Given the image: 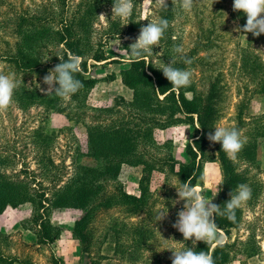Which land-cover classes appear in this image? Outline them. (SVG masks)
Masks as SVG:
<instances>
[{
  "label": "rangeland",
  "instance_id": "1",
  "mask_svg": "<svg viewBox=\"0 0 264 264\" xmlns=\"http://www.w3.org/2000/svg\"><path fill=\"white\" fill-rule=\"evenodd\" d=\"M92 1L70 0V4L76 9L78 3L88 6ZM56 2L0 0V54L16 52L18 42L25 39L22 32L35 23L30 16L41 14L44 7L49 10L45 14L53 8H64ZM193 2L192 10L185 11L172 0H166L167 9L163 10L154 2L142 0L132 15L133 21L138 23L135 28L129 26L128 18L113 15V2L96 11L84 12L86 18L91 15L87 19L92 29L91 38L102 40L104 44L100 48L110 57L102 62L88 60L87 74L98 79L96 86L85 93L83 99L63 100L55 95L54 89L51 95L45 94L48 86L43 78L48 70L34 83L39 93L46 96V103L39 101L24 107L13 99L7 110L0 111V154L15 156L13 163L2 169L15 178H26L21 171L27 168L32 174L31 185L37 188L42 183L49 192L70 181L78 165L100 168L110 160L92 153L90 126L98 131L111 121H135L134 115L140 111L148 118H164L166 123L176 117L183 120L166 128L152 124L148 127L156 142H142L148 148L144 155L150 168L146 180L143 181L146 165L135 159L133 164L122 165L116 179L102 180L101 189L89 208L51 209V223L61 233L54 242L40 240L31 206H8L0 213V233H3L0 235V264H172L171 250L193 248L196 241L184 240L173 226L178 212L184 208L185 202L179 200L176 190L184 182L168 165L160 170L159 163L170 153L179 162H190L186 147L194 145L198 137L204 146V164L203 179L196 187L206 199L216 201L223 209L239 184H248L252 190L251 199L236 210L240 218L238 226L231 229L229 236L222 231L223 243L230 244L231 264H264V92L256 89L261 76L252 75V67H248L251 63L264 68V41L259 38L251 48L249 34L235 31L237 27L242 28V16L240 11H234V0H216L213 5L214 0ZM102 14L106 19L99 17ZM26 18L29 25H24L28 24ZM159 18H168L170 27L147 59L156 67H162L161 61L169 64L174 59L180 69L193 72L191 84L184 89L189 98L198 99L201 117L195 114L192 123L186 122L185 115L178 112L176 116L169 115L176 106L170 109L167 105L163 110L153 101L152 105L136 108L132 102L133 89L121 80V71L130 67L132 57L123 50L118 51V47L129 49L140 29ZM40 25L43 26L39 23L37 27ZM47 28L52 32L53 28ZM118 36L121 43L117 47L114 42ZM175 45L184 47L183 55L192 60L190 65L173 51ZM242 49H252L255 55L249 54L243 59ZM249 57L251 61L244 70L243 60ZM0 72L19 75L5 62L0 65ZM61 108H66L65 113ZM97 115L101 118L97 119ZM218 123L235 127L247 137V143L234 158L222 150L221 144L208 140ZM40 132L53 133L45 156L50 155L63 172L56 184L42 173V163L38 160L41 147L36 142ZM46 162L44 160L43 165ZM120 186L124 192L138 197L142 196L145 186V198L140 204L128 203L117 190ZM87 210L89 218L84 229L76 230V221ZM162 212L167 215L158 221Z\"/></svg>",
  "mask_w": 264,
  "mask_h": 264
},
{
  "label": "trees",
  "instance_id": "2",
  "mask_svg": "<svg viewBox=\"0 0 264 264\" xmlns=\"http://www.w3.org/2000/svg\"><path fill=\"white\" fill-rule=\"evenodd\" d=\"M140 1L142 2V0H133L134 8L140 4ZM112 2L114 0H93L92 4L89 3L88 6L87 4L80 6L78 3L75 9L71 6L70 0H57L56 3L64 7L62 10L57 8L51 10L50 8L49 14H45L49 10L44 7L41 14L37 13L30 16L35 23L31 29L22 32V35H25V39L18 42L16 52L0 54V65L3 62L8 63L19 74L15 77L18 86L14 90V101H19V104L24 107L30 103L39 101L46 103V96L39 93L34 83L46 74L48 70L54 69L56 65L61 63L59 57L67 60L71 54L82 58L81 71L76 73L75 76L83 83V88L72 95V99H83L84 94L89 93L96 86L98 79L87 74L90 66L88 60L92 58L95 61L102 62L110 59V57L100 48L104 44L103 41L91 38L92 29L87 22V19L91 15L86 18L85 13L96 11L100 7ZM134 8L131 16L128 18V24L135 28L138 26V23L134 22L132 18L135 12ZM51 13H53L52 16ZM240 13L243 28L246 25L247 17L243 12ZM25 23L28 24L24 25H29L28 18L25 19ZM39 23L43 24V26L37 27ZM47 27L53 28L52 32H49ZM34 28H36L35 32L32 31ZM248 34L251 48L259 38L264 41V34L259 37H255L251 33ZM242 53H244L243 59H246L249 54H254L252 49H242ZM148 56L149 54H145L139 60L132 58L130 67L121 71L122 82L134 91V99L132 101L134 106L139 108L143 104L152 105V102L155 101L157 102V106L163 110L167 109V105L170 109L176 106V109L169 114L171 117L178 112L185 115L186 122L191 123L194 122L195 114L200 118L201 108L198 99L196 97L189 98L184 87L179 90L174 89L171 83L164 77L162 71L159 70L161 67H156L152 61L147 59ZM250 61V57L247 60H243V69L246 70V68L251 66L252 75L259 74L261 76L256 89L261 88L264 92V76H262V74L264 75V68H259L255 64H249ZM248 64L249 66L247 67ZM175 67L179 68L178 62L175 63ZM29 80H31L30 83ZM141 90L144 91L141 92ZM128 103L129 105L131 104V102ZM65 110L66 108L60 109L64 113ZM110 110H114V108H110ZM144 114V111L136 113L134 115L135 121H127L125 119L111 121L112 123L105 125L98 131H95L94 126L89 125V142L90 149L93 150L92 153L107 156L110 160L100 168H87L78 165L73 178L70 181L67 180L60 187L53 188L51 192L42 183L37 188L32 186L30 182L32 174L28 172L27 168L21 171L26 174V178H20V176L15 178V176L5 172L2 167L13 163L12 160L15 156L0 154V213H3L10 205L13 207L29 205L35 215L36 224L39 226L40 240L46 243L56 241L61 233L60 229L51 223V209L66 206L89 208L93 197L101 189L102 180L104 181L108 178L116 179L119 176L122 165L133 164L135 163V159L145 165L148 163V160L144 158V155L148 152V148L142 142H148L149 140L156 142L148 128L151 124L166 128L174 123L183 121L176 117L171 122L166 123V119L164 118H148ZM66 115L72 119L69 116V112ZM263 117L264 115H262V120H264ZM96 118L100 119L101 116L97 115ZM262 125L264 126V124ZM52 134L40 132L36 137V142L37 146L39 144V148L41 147L38 160L42 163H40L42 165V173L46 177L51 178L50 182L56 184L62 178L63 172L55 164L50 155L45 156V153L48 151V143H50V140H53ZM186 153L191 159L190 162H179L170 153L165 157V160L160 161L159 169L161 170L162 167L168 165L169 170L180 176L184 183L190 180L192 186H197L203 179L204 164L202 161L204 146L200 137L195 139L194 145H187ZM44 160H47L46 165H43ZM149 169V165H146L143 181L146 180L148 176L147 171H150ZM117 190L122 192L123 200L132 204H140L146 194L145 186L142 189V196L139 197L124 192L121 186L117 187ZM213 204L218 206L216 201ZM88 218L89 211L87 210V213L76 221L75 229L82 231ZM239 220L237 211L236 223L219 215L214 217L217 226L227 236L230 235L231 229L238 226ZM2 234L0 233V235ZM193 249L197 252L205 251L212 255L215 264H231V260H233L230 244L227 242L222 245H214L211 242L198 241L193 246ZM243 253H246V250ZM56 264L58 263L56 262Z\"/></svg>",
  "mask_w": 264,
  "mask_h": 264
},
{
  "label": "clouds",
  "instance_id": "3",
  "mask_svg": "<svg viewBox=\"0 0 264 264\" xmlns=\"http://www.w3.org/2000/svg\"><path fill=\"white\" fill-rule=\"evenodd\" d=\"M147 2H154L155 6L162 10L167 9L166 0H147ZM215 2L216 0L212 5ZM172 3H179L185 11H191L194 6L193 0H172ZM134 6L133 0H114L112 13L122 19H127L131 16ZM233 9L243 12L247 17L246 25L243 28L237 27L235 31L251 33L255 37L264 34V0H234ZM224 16L226 19V14ZM99 17L106 19L103 14ZM169 27V20L159 18L140 29L138 38L130 45L129 49L118 47L121 43L119 36L114 45L118 47V51L123 50L130 57L139 60L145 54L153 53V47L159 45ZM173 51L180 54L179 58L183 59L184 63L189 65L192 63L191 59L183 55L185 49L182 45H175ZM59 58L61 63L43 78V83L48 86L45 94H51L54 89L56 96L63 100H69L72 95L83 88L82 81L75 76L81 71L82 58L74 54L69 55L67 60L63 57ZM161 64L162 67L159 70L174 89L179 90L191 84L193 72L190 69L175 67L174 59L169 64H164L162 61ZM54 85H58V87L54 88ZM17 86L18 82L14 73L0 72V111L7 110L13 103V94ZM214 129V134L209 133L208 140L221 144L222 150L229 157L234 158L247 143V137L243 136V133L235 127L229 128L218 123ZM176 190L179 200L185 203L183 210L178 212V219L173 226L182 233L184 240L211 242L214 245H222L224 241L222 230L215 223L214 217L219 215L236 223V210L244 206L252 196V190L248 184H239L235 193H230V200L224 204L222 209L221 206L213 204L212 199H206L196 186L191 185L190 180L180 183V187ZM166 215L162 212L158 221L164 219ZM171 251L173 253L172 264H215L213 256L205 251L197 252L193 248Z\"/></svg>",
  "mask_w": 264,
  "mask_h": 264
}]
</instances>
